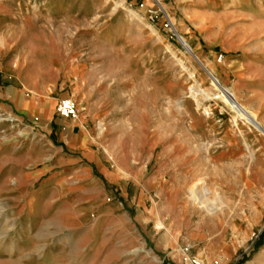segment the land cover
<instances>
[{
    "label": "rangeland",
    "instance_id": "1",
    "mask_svg": "<svg viewBox=\"0 0 264 264\" xmlns=\"http://www.w3.org/2000/svg\"><path fill=\"white\" fill-rule=\"evenodd\" d=\"M158 2L177 37L151 0H0V74L71 99L94 154L2 105L0 264H264V27Z\"/></svg>",
    "mask_w": 264,
    "mask_h": 264
},
{
    "label": "crops",
    "instance_id": "2",
    "mask_svg": "<svg viewBox=\"0 0 264 264\" xmlns=\"http://www.w3.org/2000/svg\"><path fill=\"white\" fill-rule=\"evenodd\" d=\"M181 2L183 0H176ZM213 1V0H212ZM219 6L216 13L231 12L234 17H244L253 19L258 26L264 27V2L258 0V7H249V3L243 0H215ZM211 0H202L207 7L206 12H212L213 7L208 5ZM257 3L254 2V5ZM257 9V10H256ZM26 91V92H25ZM41 91H28L20 89L15 82L0 74V108L7 105L20 117H29L36 121L45 135L49 136L56 144V149L60 152L65 151L83 153L85 160H90L94 156L90 145V137L83 125L76 119L58 117L55 112L57 102L60 98L47 97ZM234 97V96H233ZM235 98V97H234ZM57 117H56V116ZM256 118L255 114L253 113ZM61 162L64 159L61 157ZM75 162V160H72ZM88 169V167H86Z\"/></svg>",
    "mask_w": 264,
    "mask_h": 264
},
{
    "label": "built area",
    "instance_id": "3",
    "mask_svg": "<svg viewBox=\"0 0 264 264\" xmlns=\"http://www.w3.org/2000/svg\"><path fill=\"white\" fill-rule=\"evenodd\" d=\"M123 2H128L130 0H122ZM153 2L152 7H148L146 9V13L148 16V19L151 23H154L159 15H162V25L163 27L173 32V34L177 37V32L174 28L173 22L171 21L170 17L166 14L164 9L159 5L158 0H151ZM143 5V2H141L140 6ZM157 6V9H154V7ZM55 112L58 116L69 118V119H76L77 117V109L75 103L68 98H61L56 105Z\"/></svg>",
    "mask_w": 264,
    "mask_h": 264
},
{
    "label": "bare ground",
    "instance_id": "4",
    "mask_svg": "<svg viewBox=\"0 0 264 264\" xmlns=\"http://www.w3.org/2000/svg\"><path fill=\"white\" fill-rule=\"evenodd\" d=\"M159 5H160V3H159ZM161 6V5H160ZM131 15H134L133 13H130ZM179 38H180V36L178 35V40H179ZM193 55V54H192ZM213 78V77H212ZM213 85L215 86V84L213 83ZM223 90V92L230 98V100L231 101H233L234 102V107L236 108V110L237 111H239L240 113H242L244 116H246L247 118H249V119H251V120H253L254 122H256L255 121V119H254V116L253 115H251L249 112H248V110L245 108V107H243L240 103H238L237 102V100L233 97V95L232 94H230V92H229V90H225V89H222ZM257 124V123H256ZM263 131V130H262Z\"/></svg>",
    "mask_w": 264,
    "mask_h": 264
},
{
    "label": "water",
    "instance_id": "5",
    "mask_svg": "<svg viewBox=\"0 0 264 264\" xmlns=\"http://www.w3.org/2000/svg\"><path fill=\"white\" fill-rule=\"evenodd\" d=\"M192 55V54H191ZM194 59L200 64V66L205 70V72L207 73V75L214 81V83L217 85V87L220 89V86L218 85V82L212 78V75L207 71V69L199 62V60L193 56ZM264 133V132H263Z\"/></svg>",
    "mask_w": 264,
    "mask_h": 264
}]
</instances>
